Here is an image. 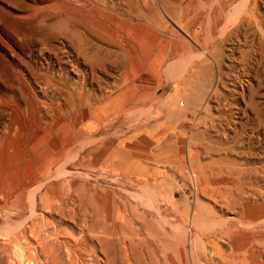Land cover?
I'll list each match as a JSON object with an SVG mask.
<instances>
[{
    "label": "rangeland",
    "instance_id": "obj_1",
    "mask_svg": "<svg viewBox=\"0 0 264 264\" xmlns=\"http://www.w3.org/2000/svg\"><path fill=\"white\" fill-rule=\"evenodd\" d=\"M226 1L0 0V264H264V0Z\"/></svg>",
    "mask_w": 264,
    "mask_h": 264
},
{
    "label": "bare ground",
    "instance_id": "obj_2",
    "mask_svg": "<svg viewBox=\"0 0 264 264\" xmlns=\"http://www.w3.org/2000/svg\"><path fill=\"white\" fill-rule=\"evenodd\" d=\"M230 1H232V0H230ZM230 1H226L225 3H224V5H223V9H225L226 8V6H227V3L228 2H230ZM218 3V2H217ZM216 3V4H217ZM240 4V3H239ZM176 5H177V3H176ZM243 5V4H242ZM83 6V5H82ZM178 6V5H177ZM219 6V8H220V5H218ZM246 7V6H245ZM207 9V8H206ZM171 11V10H170ZM220 11V10H219ZM229 12V11H228ZM209 14V13H208ZM195 15V14H194ZM236 16V15H235ZM241 16V15H240ZM208 17V16H207ZM188 20V19H187ZM133 23V22H132ZM141 23V22H140ZM144 24V23H143ZM210 24V23H209ZM208 25V24H207ZM210 27V26H209ZM207 28V27H206ZM210 32V31H209ZM141 50V49H140ZM142 56V55H141ZM148 81V80H147ZM140 90V89H139ZM173 226V225H172ZM40 244V243H39ZM184 251V250H183ZM184 256V255H183ZM184 262H185V260H184Z\"/></svg>",
    "mask_w": 264,
    "mask_h": 264
},
{
    "label": "crops",
    "instance_id": "obj_3",
    "mask_svg": "<svg viewBox=\"0 0 264 264\" xmlns=\"http://www.w3.org/2000/svg\"><path fill=\"white\" fill-rule=\"evenodd\" d=\"M169 180L168 181H164V183H163V186L165 187V188H169Z\"/></svg>",
    "mask_w": 264,
    "mask_h": 264
},
{
    "label": "built area",
    "instance_id": "obj_4",
    "mask_svg": "<svg viewBox=\"0 0 264 264\" xmlns=\"http://www.w3.org/2000/svg\"><path fill=\"white\" fill-rule=\"evenodd\" d=\"M180 188H181L182 190H188V187L185 186V185H182Z\"/></svg>",
    "mask_w": 264,
    "mask_h": 264
}]
</instances>
